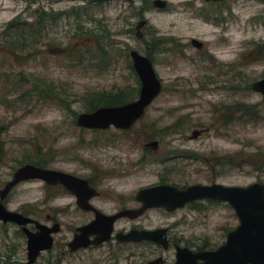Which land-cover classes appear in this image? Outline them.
Segmentation results:
<instances>
[{
  "label": "rangeland",
  "instance_id": "obj_1",
  "mask_svg": "<svg viewBox=\"0 0 264 264\" xmlns=\"http://www.w3.org/2000/svg\"><path fill=\"white\" fill-rule=\"evenodd\" d=\"M156 1L166 2L167 11L157 10ZM91 2L0 0V33L18 17L33 22L36 11L64 15L46 29L33 60H14L6 48L0 50V191L26 165L72 169L76 159L131 161L137 164L132 180L139 189L169 176L182 177L187 185L216 182L247 188L264 183V96L251 89L264 79V2L226 0L220 7L204 0ZM76 10L85 11L78 15ZM142 21L148 27L140 41L136 27ZM192 40L205 44L207 52L192 48ZM104 48L112 63L103 62L102 73L90 59ZM131 51L152 59L163 84L161 96L130 131L79 129L76 120L87 113L88 96L137 87ZM79 54L87 56L82 63L74 60ZM7 74L22 93L4 87ZM22 79L51 87L55 94L19 100L26 91ZM194 132L202 135L192 139ZM153 142L159 149H146ZM44 199L43 185L32 181L13 190L5 205L39 220L52 214L42 209ZM179 218L151 214L140 224L156 229ZM81 219L75 214L60 217L64 231L55 236L54 249L42 254L40 264H55L63 252L67 256L60 264L141 261L129 259L130 250L116 246L69 255L71 229ZM238 226L229 205L208 207L201 216L188 218L174 237L216 250ZM26 262L27 239L12 226L6 240L0 235V264Z\"/></svg>",
  "mask_w": 264,
  "mask_h": 264
},
{
  "label": "water",
  "instance_id": "obj_2",
  "mask_svg": "<svg viewBox=\"0 0 264 264\" xmlns=\"http://www.w3.org/2000/svg\"><path fill=\"white\" fill-rule=\"evenodd\" d=\"M206 1L222 2L223 0ZM154 7L165 10L167 3L156 1ZM144 25L145 23H142L137 28L139 38L142 37L141 30ZM193 46L198 50L203 48V45L196 40L193 41ZM131 59L134 71L141 83L139 100L120 107L101 108L93 113L82 114L77 119L79 128L91 131H107L111 128L129 131L145 116L149 107L159 98L163 86L157 76L153 61L135 51L131 52ZM251 89L253 92L264 96V79L252 84ZM31 181H42L47 185L61 183L69 187L74 180L65 174L44 170L34 165H26L19 169L14 174L12 181L0 191V222L15 224L23 230L28 241L27 264H36L42 253L53 250L54 236L61 232L59 225L52 228L42 226L22 214L9 211L3 204L15 188ZM138 199L145 205L144 209L139 213L136 212L137 214L131 212L128 214L130 218L141 217L148 209H170V200L179 202L172 210L183 208L186 204L194 201L211 200L227 203L235 211L239 226L227 235V242L224 246L214 252L199 254H193L186 249H179L177 264H188V259L195 264L199 262L202 264H264V185L255 184L247 188L221 185L195 186L186 192H180L171 187H159L141 191ZM124 217L127 216L121 214L108 217L98 213L92 224L78 231L79 235L70 244V250L77 252L92 246L100 247L111 242L115 223ZM32 224L37 226V233H32L29 230V226ZM165 234L166 231H133L129 235H118L117 241L120 243L154 242L167 248V241L164 239ZM91 238H94V241ZM160 262L149 264H160Z\"/></svg>",
  "mask_w": 264,
  "mask_h": 264
},
{
  "label": "flooded vegetation",
  "instance_id": "obj_3",
  "mask_svg": "<svg viewBox=\"0 0 264 264\" xmlns=\"http://www.w3.org/2000/svg\"><path fill=\"white\" fill-rule=\"evenodd\" d=\"M89 1L92 5L91 0ZM98 1L104 2L110 0H98ZM204 2L209 6L220 7L226 2V0H223L222 2H212V1L207 2L206 0H204ZM96 3L97 1L94 2L93 4L95 5ZM167 8L168 5L165 9L166 11ZM221 19H223L222 21L224 23L225 18L221 17ZM147 27H148V23L145 22L143 28L146 29ZM144 29L142 30V32L144 31ZM136 37L140 39V41L145 40L144 33L142 37L140 38L138 37L137 27H136ZM193 41L194 40L191 41L192 48L199 51L200 53L207 52V47L205 44L202 43L203 45L202 50H198L193 46ZM137 100H139V98ZM177 130L178 129H176V131ZM178 132H180V129ZM201 135L202 132L201 133L194 132L192 133V139L200 138ZM159 146L160 145L158 142H153L146 145V149L157 151L159 149ZM147 151L149 152V150H146V153ZM173 154H174L173 156H176V153ZM146 158L147 157H144L142 161L146 160ZM75 163H77V166L73 167L72 169L58 168V167L50 168L51 166H46V165L36 166L44 170H50L60 174L71 176L74 181L73 183H71L69 187L61 183H58L56 185H47L42 181H38L43 185L45 191V199L42 202L43 204L42 209L43 210L46 209V211H50L52 214L45 212L47 213L45 215V219H43V217H41L39 220H34L31 218L32 220L38 222L42 226L48 228H52L55 225H59L61 232H63L65 226L64 224H62V222H60L61 216L66 214L82 215V219L78 221V223L75 224L74 227L71 229L72 240L66 245V249H68V252L70 253L69 255L74 256L88 251L100 250L106 247L115 248L116 246L117 248H121L122 250L123 249L130 250L128 254L129 259L141 258L140 262H135L131 264H149L157 261H161L160 264H177L178 261L177 255L179 249H183V250L186 249L191 251L193 254H199L202 252L217 251L220 247L225 245L226 242L216 250H212L209 248H198L196 244L190 243L184 237H179V236L174 237L175 232L180 227H182L184 224L187 223L188 218H190L191 216H201L203 211L208 207H215V206L219 207V206L227 205L225 203L214 202L209 200L194 201L186 204L183 208H175V210H172L174 209V207H176L179 204V202L170 200L169 202L170 209L167 208L148 209L144 212V214L141 217L135 219L130 218L128 216V214H130L131 212L139 213L141 210L144 209L145 205L142 202H140V200L138 199L141 191L150 190L159 187H171L177 189L180 192H186L189 188L195 186H214L221 184L215 182L207 185H199V184L187 185L186 182L183 181L182 177L169 176V177H162L159 184H156L148 188L139 189L136 186L137 183H134L132 180L134 175L132 174L133 173L132 169H136L137 164L131 163V161L115 160V161L102 162L92 159L91 160L76 159ZM258 184H264V183H258ZM5 201L3 202L4 205H5ZM0 204H1V200H0ZM50 204L52 205L50 206ZM98 213L108 217L125 214L127 217H124L115 223L114 234L111 242L104 244L100 247L92 246L87 249H82L77 252H72L69 246L74 241L75 237L79 235L78 231L92 224L96 220ZM151 214H161L168 218L180 216V218L176 220L174 223L167 225L165 227H159L156 229L146 228L140 224V221L145 219ZM12 226H16V225L11 223L5 224L3 222H0V235L4 238V240L10 237V229ZM19 229L23 234V236H25V238L27 239L23 230L21 228ZM29 230L32 233H37V226L35 224L30 225ZM133 231H139V232L166 231V234L164 235V239L167 241V248L158 245L157 243L154 242L144 241L140 243L139 242L120 243L117 241L118 235L121 234L129 235ZM91 240L94 241V238H91ZM55 242L56 241L54 236V247H55ZM141 249L143 250L142 253H140ZM171 252L173 253L172 255H167L170 254ZM42 254L39 257L36 264H40ZM66 256L67 253L63 252L62 256L59 257L58 260H54L53 262H56L55 264H60L61 262L60 260L62 259V257H66ZM111 258H114V255H111ZM27 262L24 264H27ZM48 263L51 264L50 262ZM188 264H195V263H193L192 260L188 259ZM198 264H202V262H199Z\"/></svg>",
  "mask_w": 264,
  "mask_h": 264
},
{
  "label": "trees",
  "instance_id": "obj_4",
  "mask_svg": "<svg viewBox=\"0 0 264 264\" xmlns=\"http://www.w3.org/2000/svg\"><path fill=\"white\" fill-rule=\"evenodd\" d=\"M85 10H76V12H84ZM36 18H34L33 22L24 20L22 17H18L8 24L7 27L0 33V44H3V47H0V50L6 48L10 57L14 60L23 59L24 61H31L37 55L36 50L39 49L41 43V39H43V34L46 29L50 26H54V24L58 23L63 19L62 15H55L53 13H46L41 11H36ZM79 15V13H78ZM70 16V15H68ZM108 52L105 48L100 49L98 54L92 55L93 58L90 59L91 62H94L96 67L100 69L103 73V62L108 61ZM89 55V54H88ZM84 54H79L75 56L74 60L82 63L84 61ZM110 65L112 61H108ZM12 80V76H5L6 85H10L12 87L13 93H22V89H16L15 86L11 85L10 81ZM25 85L26 91L20 96L19 100L31 99L35 98V94H39L40 97L46 96L50 98L55 94L51 87L43 85L39 82L34 81L30 83V80L22 79ZM137 87L131 90V87L126 89H119L111 92H97L87 97V101H85V110L87 113H93L101 108L107 107H120L129 103L136 101L139 98L141 85L140 82L137 83ZM31 85V87H29ZM42 87V89H40ZM46 89L42 92L43 88ZM40 166V165H36Z\"/></svg>",
  "mask_w": 264,
  "mask_h": 264
}]
</instances>
